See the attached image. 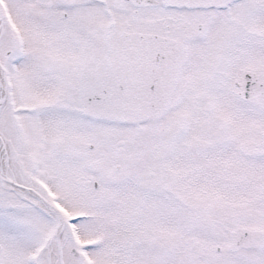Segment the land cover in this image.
I'll use <instances>...</instances> for the list:
<instances>
[{"label": "snow or ice", "instance_id": "1", "mask_svg": "<svg viewBox=\"0 0 264 264\" xmlns=\"http://www.w3.org/2000/svg\"><path fill=\"white\" fill-rule=\"evenodd\" d=\"M0 264H264V0H0Z\"/></svg>", "mask_w": 264, "mask_h": 264}]
</instances>
